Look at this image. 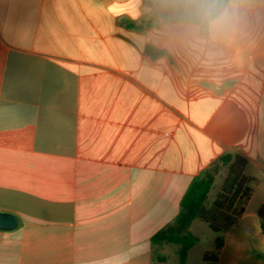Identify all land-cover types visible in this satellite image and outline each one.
Instances as JSON below:
<instances>
[{
    "label": "crops",
    "instance_id": "1",
    "mask_svg": "<svg viewBox=\"0 0 264 264\" xmlns=\"http://www.w3.org/2000/svg\"><path fill=\"white\" fill-rule=\"evenodd\" d=\"M180 32L168 0H0V264H264V0L227 44ZM228 154L257 180L242 217L154 245Z\"/></svg>",
    "mask_w": 264,
    "mask_h": 264
},
{
    "label": "trees",
    "instance_id": "2",
    "mask_svg": "<svg viewBox=\"0 0 264 264\" xmlns=\"http://www.w3.org/2000/svg\"><path fill=\"white\" fill-rule=\"evenodd\" d=\"M219 165H229L230 171L221 192L217 195L211 208L206 202L215 180ZM248 160L238 154L223 156L217 163L207 169L202 177L192 183L181 202V211L175 222L152 238L154 245L181 244V257L184 258L189 248L196 241L190 228L196 221L206 223L218 235L225 234L242 217L252 198L255 178L246 175ZM264 231V204L259 210ZM222 242L219 241L218 244ZM219 244V246H220ZM219 246L213 252L205 254L207 263H215L219 255Z\"/></svg>",
    "mask_w": 264,
    "mask_h": 264
},
{
    "label": "clouds",
    "instance_id": "3",
    "mask_svg": "<svg viewBox=\"0 0 264 264\" xmlns=\"http://www.w3.org/2000/svg\"><path fill=\"white\" fill-rule=\"evenodd\" d=\"M180 37L194 51L227 44L246 20L252 0H168Z\"/></svg>",
    "mask_w": 264,
    "mask_h": 264
},
{
    "label": "rangeland",
    "instance_id": "4",
    "mask_svg": "<svg viewBox=\"0 0 264 264\" xmlns=\"http://www.w3.org/2000/svg\"><path fill=\"white\" fill-rule=\"evenodd\" d=\"M229 171H230V166H228V165H219L218 172H217L218 179H217V182L214 184V186H213V188L211 190V195L208 198V202H207V208H209L211 206V204H213V200H214V198H216L215 196L220 191L221 182H222L223 178H225L227 173H229Z\"/></svg>",
    "mask_w": 264,
    "mask_h": 264
},
{
    "label": "water",
    "instance_id": "5",
    "mask_svg": "<svg viewBox=\"0 0 264 264\" xmlns=\"http://www.w3.org/2000/svg\"><path fill=\"white\" fill-rule=\"evenodd\" d=\"M19 226V219L9 213H0V231H14Z\"/></svg>",
    "mask_w": 264,
    "mask_h": 264
}]
</instances>
